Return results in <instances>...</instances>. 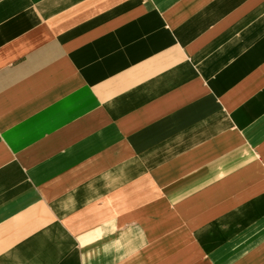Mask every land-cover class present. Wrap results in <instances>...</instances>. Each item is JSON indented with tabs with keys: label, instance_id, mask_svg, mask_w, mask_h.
I'll return each instance as SVG.
<instances>
[{
	"label": "crops",
	"instance_id": "1",
	"mask_svg": "<svg viewBox=\"0 0 264 264\" xmlns=\"http://www.w3.org/2000/svg\"><path fill=\"white\" fill-rule=\"evenodd\" d=\"M0 264H264V0H0Z\"/></svg>",
	"mask_w": 264,
	"mask_h": 264
}]
</instances>
